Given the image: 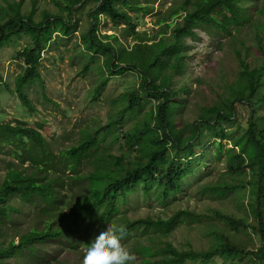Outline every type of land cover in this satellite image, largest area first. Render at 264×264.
Listing matches in <instances>:
<instances>
[{
	"label": "trees",
	"instance_id": "obj_1",
	"mask_svg": "<svg viewBox=\"0 0 264 264\" xmlns=\"http://www.w3.org/2000/svg\"><path fill=\"white\" fill-rule=\"evenodd\" d=\"M24 1L7 0L6 6L0 5V47L12 36L25 35L30 39L16 55L24 62V69L14 75L13 88L3 79L1 71L0 83H5L21 104L33 111L34 103L26 88L42 79L38 68L42 52L60 37L56 32L67 35L73 30L74 14L80 9L77 5L86 0H52L57 10L43 9L39 17H36L39 0H33L30 11L24 10ZM95 1L97 6L89 14L92 28L81 38L84 49L103 56L105 69L99 71V82L87 92L92 96L88 101L100 100L112 76L137 72L138 83L131 90L111 97L113 110L106 123L87 124L76 142L59 152L44 136L41 122L34 125L0 122V152L11 153L16 160H2L5 171L0 175V235L6 233L2 224L11 215L20 212L21 219L28 216L27 203L29 210L35 211L28 228L19 232V244L29 251L18 256L16 264H21L24 256L32 263L35 254L41 264L45 261L82 264L83 256L72 260L68 255L79 250L87 237L96 235L84 232L97 222H115L126 227V236L133 234L131 247L138 253L134 264H183L188 260L210 264L216 259L230 262L258 259L264 264V0H173L165 12L159 13L156 22L159 28L151 34L136 30L137 20L139 13L153 11L156 0ZM102 15L105 19L109 17L115 27L123 24L120 32L123 37L132 35L133 44H126L115 31L97 34ZM201 29L221 35L216 40L219 49L229 42L228 54L237 68L221 72V82L210 83L223 89L214 88L217 98L196 102L190 109L196 117L192 121L180 120L179 124L178 118L190 101V88L184 86L185 92H181L184 85L181 76L189 67V38H198ZM89 68V63L84 64L82 72L87 73ZM147 99L153 104L147 116L126 128L128 111ZM239 103L250 107V113L246 127H240L236 133V129L225 124L238 120ZM112 128L117 135L114 151L103 145L104 136ZM211 134L215 137L216 153L225 149L224 140L233 144L227 147L226 167L229 174L237 176L238 182L223 179L207 183L203 189L213 196L238 195L240 203L235 209L240 214L222 208L201 212L180 208L168 217L125 215L122 207L132 192L140 189L148 194L155 182L163 197L181 190L184 179L194 170L193 159H201L197 155ZM72 185L78 189L68 200L64 191ZM204 219L210 236L206 248L179 249L165 242L153 251L155 235L168 233L183 221ZM243 230L258 234L260 243L256 251L241 238ZM53 240L57 243L54 250L49 244ZM14 245V240H0V264H7L6 260L14 264L11 252ZM60 247L67 250L66 256H60ZM159 251L164 254L150 257L152 252Z\"/></svg>",
	"mask_w": 264,
	"mask_h": 264
},
{
	"label": "rangeland",
	"instance_id": "obj_2",
	"mask_svg": "<svg viewBox=\"0 0 264 264\" xmlns=\"http://www.w3.org/2000/svg\"><path fill=\"white\" fill-rule=\"evenodd\" d=\"M6 2L7 0H0V5L6 6ZM145 2L146 0L143 1V3ZM172 2L173 0L154 1V9L152 12L146 13L145 15L139 13L136 30L147 31L148 34L157 30L159 26L156 22L159 13L165 12ZM97 3L98 2L95 0H86L83 4H78L77 7L80 9L78 13L74 14L76 23L73 30L67 35L56 32L60 34V37L49 43L47 48L43 50L38 66L42 79L37 80L31 85L29 84L26 88V92L34 103L33 111L23 106L19 97L15 93H12L13 91L9 90L5 83H0V122H11L12 124L25 122L30 125H34L37 121L41 122L43 124V131H41L44 136L51 141V145L55 148V152H59L60 149L76 142L80 137L82 129L88 126L87 124L101 125L106 123L109 114L113 110L110 103L111 97L118 96V93H122L124 90H131L134 86H137L138 83L137 72L128 71L123 75L112 76L109 84L103 89L102 92L104 93L100 96V100L98 102L91 101L92 103L88 101L92 96L87 92L93 89L95 83L99 82V71L105 69V67L102 66L103 56L92 55L88 50L84 49L81 38L85 32L92 28L91 16H89V14L93 12ZM24 5V10L30 11L33 0H25ZM36 6L38 8L36 17L40 16L43 9H50L53 12L57 10V5L53 3L52 0H39ZM131 13L133 14V12ZM106 18L108 19H105L104 15L101 16V21L96 30L97 34H111L115 31L122 37L126 44H133L134 37L132 35L123 37L121 34L120 28L123 24L115 27L110 18ZM219 38H221L220 34L217 35L206 29H201L198 38H189V44L191 46L188 57L189 67L184 69V75L181 76V83L184 84L181 92H185L184 86L186 88L189 87L191 90L190 101L189 105L186 106V109L181 112V116L178 118L179 124L182 121H192L196 117L195 113L190 110L194 108L196 102H209L210 99L217 98L214 88H219L220 91L223 89L215 86L216 84L210 85V83H220L223 79L220 75L221 72L234 71L237 68L236 61L228 54L227 46L229 42L227 44L226 41V45L223 48H217L216 40ZM222 40L225 39L222 38ZM29 41V37L25 35L12 36L8 42L0 47V71L3 74V79L8 82L11 88H13L14 85V75L24 69V62L22 59L16 58V55L18 54V50H21ZM228 49L231 51L230 48ZM86 63H89L91 68L84 74L82 70ZM198 77H200L201 80L197 81L196 78ZM152 105V101L147 99L136 109L128 111L124 121L125 127L131 128L138 120L144 119ZM249 113L250 107L240 103L237 104L236 116L238 120L228 121L225 126L229 129H236L235 132L239 133L241 128L246 127V120ZM116 136L115 129L112 128L109 130L104 136V147L113 151L116 150ZM214 141L215 137L212 134L207 138V141L205 139L202 144V151L197 155L201 157V159L199 161L193 159L192 164L194 165V170L189 177L184 179V185L181 190L170 193L168 197H163L161 196L158 182H155L148 194H145L140 189L136 192H132L128 197L127 204L122 207V209L125 208L123 210L125 215L129 218L138 215L168 217L180 208H189L198 212L205 211L206 209L212 211L214 208H222L227 212L235 210L236 213L240 214L241 212L235 209L239 207L238 205L240 203L238 195L232 194L228 197L213 196L211 192L203 189L205 184H214L218 180L227 179L236 183L238 182L237 176L229 174L226 167L228 158L227 147H232L233 144L230 141L224 140L225 149L216 153V144ZM3 159L6 161H16L11 153L0 152V175L5 171ZM28 164L29 163L26 165ZM66 172L70 173L68 170H66ZM76 188L78 189L77 186L72 185L68 186L64 191L68 200L74 197ZM25 210L29 212L28 216L21 219L20 212H17L15 215H11L10 220L2 224V227L6 228V233H1L0 240H14L15 247L4 253L7 254V252L11 250L15 260H13L14 264L20 260V258H17L18 256H22L23 254L27 255V251H29L25 245L19 244V232H23L28 228L31 223V217L34 215L35 211L31 212L29 210L28 203L25 206ZM120 213L119 216H122ZM206 220L207 219H204V221H183L178 223L170 232L162 235H155V241L152 243L153 251H157L161 244L165 242H171L179 249L189 248L191 246L197 249L206 248L210 244V236L207 234L205 227L207 224ZM212 220L221 223L219 218H214ZM106 227L107 224H100L97 222L91 225L89 231L86 228L85 234L93 232V234L96 235L87 237L88 241H84V243L80 245L79 250L71 251L68 255L69 258L74 260V257L79 255L84 256V252L89 246V243L99 235L101 231L105 230ZM240 236L251 250H257L260 243L258 234L243 230ZM132 237L133 234L125 236L122 243L136 255L137 261L138 253L134 252L131 247L133 245ZM52 242L56 241L53 240ZM56 245L57 243H53L50 248L56 249ZM46 246L47 242H44L43 247L46 248ZM60 248V256H66L67 250L63 247ZM162 254H164L162 251L156 252V254L152 252L150 257L154 258ZM55 255H57L56 252ZM35 256V260L30 264H38L39 262L41 264V261ZM28 259V256L21 257L20 263L29 264ZM6 262L10 264V260H6ZM47 262L48 261H45L44 264H47ZM260 263L261 261L258 259H253L249 262H230L216 259L210 264ZM51 264L56 263L52 262ZM183 264H200V262L188 260Z\"/></svg>",
	"mask_w": 264,
	"mask_h": 264
},
{
	"label": "clouds",
	"instance_id": "obj_3",
	"mask_svg": "<svg viewBox=\"0 0 264 264\" xmlns=\"http://www.w3.org/2000/svg\"><path fill=\"white\" fill-rule=\"evenodd\" d=\"M126 235L124 225L108 223L106 229L89 243L82 264H134L136 255L122 243ZM53 243L56 242H49L50 247Z\"/></svg>",
	"mask_w": 264,
	"mask_h": 264
}]
</instances>
